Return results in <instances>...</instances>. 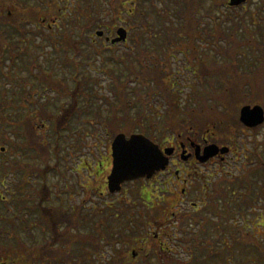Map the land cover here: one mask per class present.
Masks as SVG:
<instances>
[{"label": "flooded vegetation", "instance_id": "1", "mask_svg": "<svg viewBox=\"0 0 264 264\" xmlns=\"http://www.w3.org/2000/svg\"><path fill=\"white\" fill-rule=\"evenodd\" d=\"M248 1L229 7L245 10ZM227 2L213 0L214 5L221 3L224 9ZM257 3L260 11L263 10L264 0H257ZM131 11L132 7H127V13ZM253 14L250 16L255 17ZM257 16L264 19V13ZM54 20L56 22L57 19ZM113 27L116 28V25ZM247 31L264 49V32ZM166 32L158 28H136L129 39L145 40L152 47L157 33ZM142 33L146 35L145 39L141 37ZM211 33V44L205 43L204 47L170 44V50L163 49V53L152 56L153 59L158 56L161 62L168 63V75L163 78L166 92L154 90V86L151 91L142 93L148 97L144 101L146 109L154 112V116L150 117L147 113V119H141L136 130H141L156 143L165 158L162 167L149 176L126 180L121 183L118 192L110 193L107 191L106 177L112 167L111 141H94V146L101 144V150L96 149L99 152L97 155L95 150H90L93 157L85 151L82 156L52 158L51 169L58 178L56 186H59V191L52 193L51 203L56 208L62 204L66 211L82 209L85 212L86 208H90L91 196L98 194L102 204L100 207L93 205L92 208L103 214L102 221L109 228L107 233L116 243L131 242L135 245L129 249L131 256L134 252V258L142 251H171V242L176 241L172 228L177 229L192 218L196 220L197 216L200 217L198 209L202 206L217 210L216 204L220 200L216 196L223 188L230 190V194L245 191V195L252 190L254 181L259 177L261 185L258 191L264 192V121L258 125H248L240 119L241 108L245 105L257 104L264 110V97L256 99L252 96V101L238 102L236 97L231 96L228 85L223 86L221 77L213 70L217 58L221 57L219 49L226 46L218 45L215 38L218 32L211 30ZM234 33L236 35L237 31L230 35ZM114 35L109 33L105 36L106 41L109 42L108 39ZM207 58L210 59L211 76H205L204 62ZM232 63L235 64L234 60ZM240 63L236 62L237 65ZM242 94L245 97L246 93ZM136 106L139 107V102ZM209 146L217 147L210 155L206 151ZM239 153L248 162L243 174L234 175L233 159ZM259 161L263 164L261 167ZM250 165L260 169L248 172L252 168ZM241 175L248 176V179L242 181ZM120 192L122 195L117 196ZM131 192L136 199H125ZM248 197L251 202L252 197ZM259 211H264V205ZM89 217L86 215L81 225ZM188 224L193 223L188 221ZM24 229L23 221H8L5 233L10 240L21 239L22 235L26 238Z\"/></svg>", "mask_w": 264, "mask_h": 264}, {"label": "trees", "instance_id": "2", "mask_svg": "<svg viewBox=\"0 0 264 264\" xmlns=\"http://www.w3.org/2000/svg\"><path fill=\"white\" fill-rule=\"evenodd\" d=\"M119 3L120 0H118V4ZM39 5V2L37 3L35 0H0V75L6 77L9 82L15 80V84H17V89L12 90L13 94L11 97H8L6 88L0 84V143H7L8 147L13 148L15 151L21 150L22 156L26 155V150H29L32 152L31 154L43 161L46 165L48 164L47 158L50 152L51 154L53 152L54 155L57 154L59 142L54 138L52 144L51 142L48 143L43 137L42 128L36 130L34 127H31L29 123L31 121L36 122L40 120V123L43 124L42 121L49 120L50 129L53 132H57L59 128L66 129L69 125L68 120L70 117L79 110L77 106L78 94L84 92L85 89H89V83L95 81V79L88 74H83L81 78H79L77 74L79 73V66L82 61L72 60L71 62L74 63L73 69L75 71L73 74L75 85L73 89L64 87L62 91V95H68L71 101H67L63 104L61 103L60 106L57 107V111H51L47 106L48 100H33L34 90L32 91L33 95L30 96V93L27 91L28 88L25 85V83L30 82L28 76L19 75L20 77L16 79L13 75H10L11 71L5 70L8 66L21 67L17 65L16 60L17 57L22 58L23 54V48L18 37H25L27 33L29 34L27 30L29 29L27 28L29 26L28 23L36 18L39 11V7L37 8V6ZM187 5V9H177V12H175L176 18L181 19L184 23L183 25H175L167 13L163 15L164 18L170 20V24H165V27L176 30V36L178 37L176 41L174 38L175 35L168 33L167 36L170 37V39L166 40L164 44L170 42L182 44L187 42L188 45H190L193 43L191 33L193 32L195 35L197 32L195 30L197 28L199 30L201 24L199 23L200 20H196L195 16V12L198 8L196 2L194 0L188 1ZM7 10L11 12V14H9ZM135 11H139L137 7ZM73 14V17L69 18L58 27L60 30L57 33L46 31L33 32L32 36L34 38L38 36L36 39L39 40L35 43L38 46L37 49H44L46 45H49L51 46L50 49L56 50L57 53H59L61 49H73L74 54H77L76 51L78 50V46L90 45L93 53L101 54L100 48L83 39L82 35L84 32H82V35H79L78 38L65 32L68 28L75 27L82 28L83 31H86L88 23L92 24L91 26L98 25V22L93 18H89L87 12L79 8V6L73 10ZM79 15L83 17L81 23L77 18ZM217 29L220 37H228L220 26H218ZM183 35H188V38L184 40L182 38ZM136 43L137 54L134 55L130 52L127 55L129 63L125 64V67L127 68L128 75L121 79L119 75L111 72L113 86L109 88L119 100L120 108L123 113L122 115H117V109L114 107L111 120L101 122L105 125L118 124L119 129H122L121 127L125 125H129V129H133L132 124H134V122L130 112V101L133 100L132 96L134 94L139 96V93L144 94L146 92L144 86L152 87L150 79L155 81L158 87L157 90L166 92V89H164L166 83L163 81V78L168 75V69L165 68L167 62H161L158 56L154 59L151 58L152 54L156 52V49L147 48L142 43H139V41ZM155 44L158 46V51L163 50L160 43L158 44V41H156ZM197 50L198 49H195V51ZM85 56L92 60L91 55L85 53ZM6 59H9L10 63H6ZM133 59H135V61L137 60V65L132 64ZM66 61L69 62V59H66ZM163 64H165V66H163ZM23 65L28 68L29 73L32 74L36 80V82H30L31 87L29 89L42 86L45 90L50 84L62 83V81L57 79L55 81V79L49 77L51 76L50 74L42 70L36 55L29 57L26 62H23ZM34 67L37 68L36 71H34ZM46 78H48V80H46ZM132 79L138 83L137 86H128V82ZM86 83L88 85H86ZM62 86H59V88ZM91 88L92 87H90V89ZM92 94L96 95L95 93ZM30 97H32L29 99L31 102L30 105H34L32 109L25 108L24 102H22V100ZM145 97L141 95L140 100H145ZM42 101L44 103H42ZM21 106L25 108L22 112L20 111ZM91 132L92 134H96L98 133V129L92 128ZM83 140L84 137H82V141ZM79 145L78 143V146ZM0 152H2L1 146ZM262 165V162L259 161V166L261 167ZM260 167H256L255 169L258 170ZM46 170L47 169L44 167L34 166L29 162H25V160L18 156L0 161V178H5L7 173L19 174V181L15 183V193H13L16 202V211L20 213L17 214V218L19 217L20 220L24 221L27 227L30 222H32L38 225L41 230L39 240L31 238L33 235L28 232L26 235L28 242L19 238L17 240L20 246L10 244L8 242L10 240L7 239L5 231L8 229V221H13L14 219L11 215L9 216L3 211L0 212V220L2 221L0 225V264H42V261H44V264L47 262L49 264H54L55 262L57 264H139L138 259H140V255L144 254V251L140 252V255L134 258L131 256L129 250L135 246L133 243H116L113 240L114 238L107 233L109 228L105 227L106 222L102 221L103 214L99 210L93 209L91 213H85V217L82 215V218H80L78 216L79 210L75 211L76 213H65L66 209L64 211L60 205L56 208L51 203L52 191L50 185L47 183ZM32 176L41 178V182L38 186L32 182ZM245 195L249 198L247 193ZM2 196L3 195L0 194V198H2ZM27 210L30 214L26 212ZM253 214L255 218L261 214V212L254 211ZM86 215H90L89 220L81 225V221L86 218ZM229 217L232 218L230 211H221V214H218V218L212 221L213 224L211 228L214 236H208L204 242L203 240L201 241L199 234L193 236L197 243L196 246L204 253L201 257L199 253L196 255L194 252L197 249L192 248V243H190L192 242V237H180L179 243L177 244L183 245L186 251L191 253L188 258L185 260H179L175 257H171L170 259L161 258V260L165 259L166 261L163 263L162 261H158L154 264H166V262L167 264H172L173 261L178 262V264H199V262L200 264H215L211 263V261H226L229 257L228 253L231 252L230 244L233 246L237 245L236 248L238 247L241 252L252 254L253 256L250 257V260L256 262L253 257L261 258L263 260L262 264H264V244L256 237L254 232L248 228V220L243 217L244 222L237 224L229 219ZM203 218L209 220L206 217ZM260 219H262L260 220L261 224L258 225L263 227L264 218L260 216ZM12 228H14V225H12ZM207 231L208 229L206 226H201L202 234H206ZM180 241H182V243ZM105 245L108 246L110 251L108 257L104 260L102 258V251L105 249ZM7 246L10 248L8 249ZM15 252L17 253L14 254ZM56 252L57 259H54L53 253ZM151 254H154V256L157 255L155 252ZM144 258L146 259L143 261L140 260V262L147 264L149 260L147 257Z\"/></svg>", "mask_w": 264, "mask_h": 264}, {"label": "rangeland", "instance_id": "3", "mask_svg": "<svg viewBox=\"0 0 264 264\" xmlns=\"http://www.w3.org/2000/svg\"><path fill=\"white\" fill-rule=\"evenodd\" d=\"M37 3H40V8L37 13L36 18L34 20L29 21V26L27 28L29 31V34L27 33V36L25 37H18V40L21 42V46L23 48L22 52V58L17 57V65L21 66H8L5 70L11 71L10 75H13L16 79H18L20 76L27 75L30 82H36L34 76L31 74L29 75L28 68L23 65V62H26L29 57H32L33 55H36L37 61L39 62L42 70L48 74H50L52 79H56L62 81V83H53L47 86V89L43 91L42 86H37L35 89H27V91L30 93V96L33 95L32 91L34 90V97L33 100L37 101L39 100H48L47 106L51 111H57L58 106L62 103H66L67 101H71L68 95L63 94L62 91L64 87H67L68 89H73L75 82L73 79V74L75 73L73 69L74 63H72V60H80L82 63L79 66V73L77 74L79 78L83 74H88L89 76L93 77L95 81L89 83V85L86 83V85L89 86V89H85L84 92H80L78 94V104L79 110L77 113H74L69 121V125L66 129H58L57 132H53L50 129V121H42L45 123L47 127H43L40 123V120L36 122H30V126L34 127L36 130L42 126V134L45 140L51 144L54 142V138L57 142H59V145L57 147V155L61 157H73L76 155L82 156V154L86 151H88L90 157H93L91 151L95 150V155L99 154L97 153L94 146L95 136L92 134L91 130L92 128H96L100 131V134L107 135V131L103 128V125L100 123L102 121H110L112 118L110 115V106L111 105H117L116 98L110 93L108 89V85L111 82L112 76L110 72H114L117 75H119L121 78H124V76L128 75L127 68L122 63H118L114 60V56H121L125 55V52L130 49V39L122 44L114 45L115 54H109L111 49H105V52L101 56H94L91 60L90 58H87L85 56L86 54L93 56V53L88 45H83L82 47L78 46V50L76 51L77 54H74L72 49L68 50H59V53L56 52L54 49H50L51 46L46 45L44 49L38 48L37 49V43L39 40L34 38L32 36V33L35 31H46V32H56L57 28L64 22H66L71 16H73L72 11L73 7L72 5L74 3H77L78 1L81 3L84 0H35ZM95 1L96 0H90L91 3V10H95ZM102 2H98L99 7L102 9L100 12L102 15L103 23L100 22L99 26L94 27L93 29H89L91 26L90 24L87 26L88 29L86 31L88 39H93L96 36L94 35L95 29H102L104 31V35H107L110 31V22L115 21L116 18L114 17V14L116 13L114 10L122 9L126 6H131L133 4L135 7H138L141 11V14L139 15H132L130 13H127V11L121 12V19H117L116 24L125 26L129 32H135V29L138 27H142L143 25H147L151 28H160L165 26V22L170 24V20H167L164 22V19L162 18L161 12L168 13L171 17V21L178 25V23L184 24L181 19L175 18V12L178 10L187 9V0H133V3H131L129 0H125L126 3L121 4L119 3L116 6L115 3V9H111L110 5L105 2L106 0H99ZM196 1V4L198 5V8L195 12V16L199 18V23L201 24L199 27H202L201 29H196V34L192 32V39L193 43H191L189 46L193 47H199L200 45L202 47L205 46V43L211 44L210 40L212 39V33H210V30H213V32L216 31V24L220 23V28H224L223 31L225 34H229L232 31V29L236 30V35H228L225 37H220L217 35H213L217 39L218 45H223L226 47H222V49H219L218 54H220V59L217 58V62L215 63L213 70L215 73H217L221 79H222V85H228L227 90L231 93L232 97H236L238 99V102L249 100L256 97V99H259V97H264V56L261 55L264 54V49H261L259 47V43L254 41L251 37V34L247 31H253L255 33L264 32V19L261 17L259 18L257 14L264 13V9L260 11L259 5L257 3V0H249L248 4L246 5V9L243 10L241 8L236 9H227L226 12L228 15L227 18H223L220 22L219 16L223 13L222 7H220V10L218 7H216L213 4L212 0H194ZM44 2V3H43ZM241 4V3H239ZM238 5V4H237ZM62 9V11L65 9V12L63 15L64 18L59 20V22L55 23L54 15L52 12L56 10ZM4 9V8H3ZM160 11V12H159ZM255 17H251L252 13ZM257 13V14H256ZM11 14V12L9 13ZM71 16H70V15ZM69 15V16H68ZM222 17L223 14H222ZM43 18V19H41ZM83 19L80 18V22ZM55 23V24H54ZM237 24V25H235ZM238 24H244L238 25ZM207 27V28H206ZM244 27V28H243ZM179 30V29H178ZM184 34V33H183ZM264 34V33H263ZM130 35V33H128ZM132 37V36H131ZM144 38V36H142ZM160 38V37H159ZM184 40L185 38H188V35H183L182 37ZM145 39V38H144ZM34 40V42H33ZM155 40H159L155 38ZM104 41L102 39L95 40L96 45L100 46ZM216 42V41H215ZM154 43V41H153ZM152 43V44H153ZM242 43V44H241ZM170 44H173L170 42ZM244 44V45H243ZM109 44L106 45V47ZM186 45L188 43L186 42ZM243 45V46H240ZM157 45H152L151 48L156 47ZM41 47V45H40ZM165 48V47H163ZM66 59H69V62L66 61ZM234 60L235 64L232 63ZM89 61V62H88ZM241 62L239 65L236 64V62ZM6 63H10L9 59H6ZM135 65L136 62L134 63ZM237 65V66H235ZM204 70H206L205 76H211L210 73V59H205L204 62ZM37 68L34 67V71H36ZM20 75V76H19ZM132 76V75H131ZM48 80V78H46ZM15 80L9 82L7 81V78L3 75H0V84L6 88V94L8 97H11L13 94V89H17V84L14 82ZM224 82V83H223ZM129 86H137L138 83L136 82H128ZM63 85V86H62ZM91 85V86H90ZM59 86H62L59 88ZM221 86V85H220ZM91 89H93L95 92L100 94L107 95L109 101H105L100 96H95L92 94ZM19 89V86H18ZM39 92H37V91ZM242 92H245V97L243 96ZM10 95V96H9ZM135 95V94H134ZM134 95L132 97H134ZM43 96V97H41ZM30 98H27L25 100H22L24 102L25 108L32 109L34 105H30L31 102L29 101ZM253 99H251L252 101ZM260 101V100H258ZM42 103H44L42 101ZM132 107L130 108L131 114L137 113L138 107L136 106L135 102H132ZM24 106L20 107V111L22 112ZM12 108V107H11ZM146 113H150L148 110L143 115V119H147ZM124 129H128L130 126L125 125L123 126ZM118 128V127H114ZM123 129V128H122ZM114 131V130H113ZM1 135V132H0ZM82 137H84V140L82 141ZM48 139V140H47ZM252 141V140H251ZM253 142V141H252ZM78 143L80 144L78 146ZM252 144V143H251ZM4 147V150L0 152V161H5L6 159H11L14 156L21 157L25 162H29L30 164L34 166H40V167H47L48 164L45 165L43 161L35 157L32 152L29 150H26V155L22 156L21 150L15 151L13 148L8 147L7 143L1 144L0 146ZM91 150V151H90ZM56 157L54 153L50 152V155L47 158V163L52 162V158ZM69 158V157H68ZM234 167L232 170V173L234 175L243 174L245 171V168L247 166V160L243 158V155L241 153L237 154L235 156V159H233ZM51 165V164H49ZM252 165H250L251 167ZM231 167V168H232ZM255 165L252 166V168L248 171H253L255 169ZM49 170V169H48ZM47 170V171H48ZM10 172V171H9ZM256 173H258L256 171ZM241 177V178H240ZM239 178L243 181L245 179H248V176L241 175ZM259 177L256 178V181H254V186L252 187V190L246 192L247 195H250L252 197V201L250 202L246 195H244V192L241 191L230 194V190L226 191L225 188L221 190L219 193V196H216L219 198V202H217V210L212 211L211 208H208L206 206H202L199 208V216H197V219H191L188 220L191 221L193 224L189 225L188 221H185L182 223L179 228L173 229V236L174 239L177 240V243H179L180 237H192V248L197 249L194 252L199 253V256L201 257L202 254H204L200 248L196 246L195 237L194 235H198L201 238V241L208 238V236H214V233L212 232V221L216 220L218 218V214H221V211H230L232 214V218L229 217V219L233 220L237 224H241L244 222L245 217L248 221V228L254 232L257 238L262 241L264 244V226L262 227L260 216L264 218V211H259V208H261L264 204V192L258 191L259 190ZM41 178L32 176V182L36 186L40 184ZM19 181V174L16 173H7L5 178H0V194H2V198H0V212H4L5 214L15 213L14 210L16 209V202L14 200L13 193H15V183H18ZM47 181L49 182L52 191H59V186H56V183L58 182V178H56L55 174H53L51 171H48L47 174ZM61 186V183H60ZM57 188V189H56ZM241 188H244L243 186ZM224 191V192H223ZM96 192V191H95ZM98 193V192H97ZM254 193H257L258 195L255 196ZM122 195V193H119L117 196ZM93 196V202L97 204V206L100 207L102 204L101 199L97 194L92 195ZM66 197V195H65ZM132 198L135 200V196H133V193L131 192L130 195H127L125 199ZM107 200V199H105ZM10 201V202H9ZM92 202V203H93ZM92 203L89 205V207L92 206ZM129 203V202H127ZM87 209V208H86ZM254 211H259L261 214L256 216L254 218ZM83 210L78 212V216L82 218ZM91 213V211H89ZM157 213V212H156ZM226 214V213H225ZM224 214V215H225ZM159 215V214H158ZM203 217L208 218L209 220L204 219ZM95 218V217H93ZM254 219V220H253ZM230 220V221H231ZM205 224H204V222ZM0 220V225H1ZM201 226H206L208 231L206 234L201 233ZM83 228V227H82ZM228 231V228H227ZM37 233V235L40 233L39 230H34V233ZM32 233V232H31ZM35 233V234H36ZM186 235V236H185ZM203 238V239H202ZM183 241V240H182ZM182 241H180L182 243ZM157 244V243H156ZM173 242H171V245ZM237 245L233 246L230 244L231 252L228 253L229 257L226 259V261L222 260H215L211 261V263L217 264H262L263 260L261 258L253 257L256 262L253 260H250V257H252V254L244 253L239 251ZM171 251L167 250L165 252H156L155 250L149 251L148 253L144 252L143 255H140L139 264H143L141 261H143L144 257L148 258L147 264H154L158 261H166L165 259L161 260V258H171L175 257L177 259L185 260L188 258V256L191 253H188L186 251L185 247L183 245H172ZM79 251V250H78ZM109 249H104L102 258L105 260L108 257ZM234 251V252H233ZM157 253L159 257L151 253ZM15 252L14 254H16ZM60 253V251H59ZM56 253H53L54 259L56 258ZM149 255V256H148ZM162 255V257H161ZM168 259V260H169ZM55 261V260H54ZM42 264H44V261H42ZM46 264H49L48 262ZM56 264V262L54 263ZM167 264V262H166ZM172 264H178V262L173 261ZM181 264V263H180ZM184 264V263H182ZM200 264V262H199ZM210 264V263H209Z\"/></svg>", "mask_w": 264, "mask_h": 264}, {"label": "water", "instance_id": "4", "mask_svg": "<svg viewBox=\"0 0 264 264\" xmlns=\"http://www.w3.org/2000/svg\"><path fill=\"white\" fill-rule=\"evenodd\" d=\"M243 0H230L229 4H237ZM97 34H102V31H97ZM118 36L112 41H117L124 39L126 36V31L123 28H118ZM240 119L248 125H257L263 122L264 112L260 105H245L241 108ZM135 140L139 144L149 145L152 149L155 150V154L158 157V162L153 165H139L131 159L120 158L118 162V151L124 143ZM3 149V148H2ZM112 157H113V167L110 174L107 177L108 188L110 191L119 190L121 182L127 179L136 178L139 176L147 175L149 176L152 172L163 166L165 158L162 153L159 151L156 144L149 140L146 136L141 133H132L129 137H126L124 133H117L111 144ZM217 150L216 146H209L206 148L208 154H213Z\"/></svg>", "mask_w": 264, "mask_h": 264}, {"label": "snow or ice", "instance_id": "5", "mask_svg": "<svg viewBox=\"0 0 264 264\" xmlns=\"http://www.w3.org/2000/svg\"><path fill=\"white\" fill-rule=\"evenodd\" d=\"M118 151V162L121 157L131 159L139 165H153L158 162L155 150L149 145L137 143L135 140L124 143Z\"/></svg>", "mask_w": 264, "mask_h": 264}]
</instances>
